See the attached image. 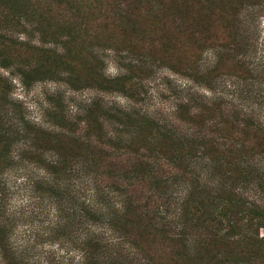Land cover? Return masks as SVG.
<instances>
[{
  "label": "trees",
  "instance_id": "trees-1",
  "mask_svg": "<svg viewBox=\"0 0 264 264\" xmlns=\"http://www.w3.org/2000/svg\"><path fill=\"white\" fill-rule=\"evenodd\" d=\"M192 1L0 0L1 23L17 21L0 25V44L26 30L23 17L36 10L19 12L24 4H124L111 6L110 29L132 35L115 39L106 24L86 26V39L77 41L75 25L61 26L68 34L56 45L29 46L32 72L61 71L71 86L124 93L123 109L94 98L72 118L48 107L47 121L35 124L0 78V264H264L263 123L219 97L187 96L171 120L130 103L152 58L139 50H157L159 62L177 65L210 93L220 80L243 82L264 71L248 54V0ZM145 17L168 19L166 30L182 40L152 37L139 22ZM103 50L133 56L108 77ZM21 75L26 85L29 72ZM15 196L28 208L15 209ZM44 242L70 256H40Z\"/></svg>",
  "mask_w": 264,
  "mask_h": 264
},
{
  "label": "rangeland",
  "instance_id": "rangeland-1",
  "mask_svg": "<svg viewBox=\"0 0 264 264\" xmlns=\"http://www.w3.org/2000/svg\"><path fill=\"white\" fill-rule=\"evenodd\" d=\"M197 1L200 0H193L188 4H199ZM245 4L253 6L244 25L246 41L249 46L248 54L252 62L264 63V0H248ZM122 5L124 4H24V7L18 9L19 12L25 11L28 6V8L35 9L36 12L23 17L29 25L26 30H20L22 33L12 34L15 43L0 44V78L10 84V98L21 104L23 112L31 122L43 125L47 121L46 110L48 107L55 108L57 113L62 112L72 118L81 113L94 98L100 99L109 107L116 106L122 109L127 107L129 101L127 102L124 93H99L89 88L71 86L64 81L65 75L61 71L52 74L32 72L30 66L33 65L35 55L29 48V46H39L43 43L44 46L51 45L50 43L56 45V42L62 41L68 31L62 29L61 26L67 28V26L75 25L72 36L77 41L86 39L84 27L91 26L93 28L96 25L105 24L106 30H110L105 33L112 35L115 39L132 37V35L121 31L120 27L114 30L110 29L112 19V17L108 19L111 13L110 8L111 6L121 8ZM131 5L137 7L140 4ZM165 5L170 11L171 5ZM39 14L43 15V19ZM113 16L115 17V14ZM167 20L151 22L150 17H145L140 18L139 22L151 32L149 35L152 37L164 40L163 35H169L173 42H179L182 40V36L179 37L178 34L174 35L171 31L166 30ZM15 23L17 21L13 20L1 23L0 18L2 30L3 25L6 29H11ZM38 31H45V37ZM84 43L85 47L87 40ZM136 50H139L137 43ZM124 52L125 54L119 55L110 50L99 52L104 60L102 71L105 76L116 77L124 70L127 63L126 56H133L131 52ZM138 53H141L143 58L151 54L152 58H145L146 72L148 73L137 83L138 88L134 91L132 101H130L136 110L158 120H171L175 106L187 96L201 97L205 100L219 97L221 100H225L227 105L236 110L242 109L264 125V71L253 73L243 82L223 78L225 80L219 81L215 92L210 93L195 86L196 84L187 82L175 69L177 65L171 68L168 63L159 62L157 50L146 51L144 49L139 50ZM210 58L209 53L204 55L203 65H206ZM22 71L29 72L28 79H25L26 85H22L20 81ZM258 167V171L264 173V163L258 164ZM247 192L251 198L260 197V192L252 188H249ZM15 198L16 200L12 202L15 209L19 210L23 206L28 208V203L25 204L21 197L15 196ZM41 217L43 218V216ZM260 233L263 234L264 229H260ZM40 247L42 250L37 252L40 256H45V252L49 253V251L54 254L55 259L57 257L67 259L70 256L69 253L65 254L64 251H60L58 247H48L45 242L43 247Z\"/></svg>",
  "mask_w": 264,
  "mask_h": 264
}]
</instances>
